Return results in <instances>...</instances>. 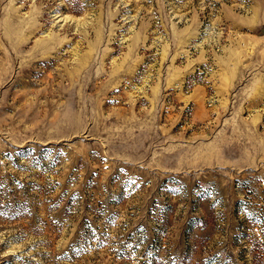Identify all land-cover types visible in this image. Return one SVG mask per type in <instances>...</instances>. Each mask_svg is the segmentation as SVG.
Segmentation results:
<instances>
[{
  "label": "rangeland",
  "instance_id": "374dc122",
  "mask_svg": "<svg viewBox=\"0 0 264 264\" xmlns=\"http://www.w3.org/2000/svg\"><path fill=\"white\" fill-rule=\"evenodd\" d=\"M0 264H264V0H0Z\"/></svg>",
  "mask_w": 264,
  "mask_h": 264
}]
</instances>
